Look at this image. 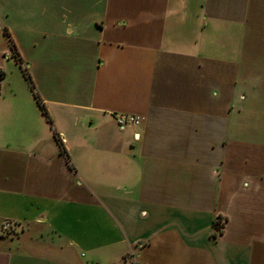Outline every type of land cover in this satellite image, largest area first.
<instances>
[{"label":"crops","instance_id":"crops-1","mask_svg":"<svg viewBox=\"0 0 264 264\" xmlns=\"http://www.w3.org/2000/svg\"><path fill=\"white\" fill-rule=\"evenodd\" d=\"M0 71V264H264V0H0Z\"/></svg>","mask_w":264,"mask_h":264},{"label":"built area","instance_id":"built-area-1","mask_svg":"<svg viewBox=\"0 0 264 264\" xmlns=\"http://www.w3.org/2000/svg\"><path fill=\"white\" fill-rule=\"evenodd\" d=\"M114 119L116 124L120 128H123L125 126H137L141 122V119L138 116L132 114H115Z\"/></svg>","mask_w":264,"mask_h":264},{"label":"trees","instance_id":"trees-1","mask_svg":"<svg viewBox=\"0 0 264 264\" xmlns=\"http://www.w3.org/2000/svg\"><path fill=\"white\" fill-rule=\"evenodd\" d=\"M4 33H5L6 35H8V33L6 32V30H4ZM9 41H10V39H9ZM10 44H11V47L13 48L14 45L12 44L11 41H10ZM22 71H23V74L25 75V77H26V78L28 79V81H29V80H30V76H29V74H28L26 68H25V67H22ZM2 77H3V72L0 71V79H1ZM29 83H30V81H29ZM30 86H31V88L33 89V85L31 84ZM34 94L36 95L35 92H34ZM38 102H39V105H40V107H41L43 113L47 116V112H46V110H45V107H44L43 103H42L40 100H38ZM47 117H48V116H47ZM48 120H50L49 117H48ZM61 150H63V147H61Z\"/></svg>","mask_w":264,"mask_h":264}]
</instances>
